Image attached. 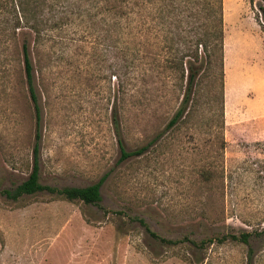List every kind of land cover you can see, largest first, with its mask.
I'll return each instance as SVG.
<instances>
[{"label":"rangeland","instance_id":"374dc122","mask_svg":"<svg viewBox=\"0 0 264 264\" xmlns=\"http://www.w3.org/2000/svg\"><path fill=\"white\" fill-rule=\"evenodd\" d=\"M44 1L42 15H56ZM192 2L171 30V50L167 34L153 25L160 18L151 8L143 13L144 26L137 29L131 13L122 31L102 2L95 8L84 3L88 12L68 15L37 46L31 38L41 109L40 182L84 187L111 173L97 205L46 193L17 201L0 196V264H264L260 1L222 0V50L209 57L196 45L201 16ZM188 68L200 71L189 121L167 128ZM35 134L22 63L13 47L0 49V189L27 178ZM159 134L143 155L118 162V139L131 151ZM140 221L177 241L252 236L249 246L230 240L203 249L187 242L171 246Z\"/></svg>","mask_w":264,"mask_h":264},{"label":"trees","instance_id":"16d2710c","mask_svg":"<svg viewBox=\"0 0 264 264\" xmlns=\"http://www.w3.org/2000/svg\"><path fill=\"white\" fill-rule=\"evenodd\" d=\"M49 1V10L52 12L57 11V14H52L50 18H47L42 15V6L45 4L44 0H0L1 54L10 47H13L17 59L22 63L25 84L33 105L36 127L32 149V164L27 178L13 188H1L0 196L7 200L17 201L24 196L46 193L67 202H81L85 205H97L102 200L101 187L111 171L105 173L96 183L84 187L58 188L40 182L39 157L41 134L39 128L41 123V109L34 84V68L31 60V48L29 46L30 40L32 38L34 44L37 46L46 36L47 32L58 27L59 23H62L68 15L76 14L82 16V14L88 12L89 10L83 7L84 3H90L92 4V8H95L98 3L102 2L105 5L104 12L106 11L108 14L113 12L120 19L119 23H117V27L123 29L122 31L128 29L125 25V21H128L127 19H129L131 13L135 15L134 20H136V28L139 29V25L141 27L144 26L143 13H148V10L151 8L154 14L160 18V21L157 23L155 22L153 25L167 34L165 37L166 44L168 50H171L174 44V32L171 30L174 26L177 27V22L180 25L181 20H178V17L185 13H189L193 9L192 5L194 4H192V0H100L99 2H97V0H72V3H70L71 0ZM179 1L182 2L179 3ZM252 1L253 0H250L251 3ZM259 1V14L264 19V0ZM195 6H197L198 13L201 16V23L198 27L201 33L196 40V45L197 47L201 45L204 55L209 57L210 51L216 49L222 50V0H196ZM134 8H136V12H134L135 10L133 11ZM148 14L150 15V12ZM258 15L256 18L257 20L259 17ZM187 17L190 18L191 16L187 15ZM188 24L190 27L191 21ZM260 25L264 31V25ZM199 73L200 71L198 70L193 71L191 68H188L183 98L178 109L170 119L167 128H177L189 121L192 88L196 76ZM113 127L115 135L119 137L121 135V125L117 115L113 118ZM160 137L161 135L159 134L147 145L131 151H127L123 146L122 140L118 139V147L120 150L118 162H124L130 158L143 155ZM222 140L223 139H221V142L224 144ZM203 176L209 179L211 178V172H204ZM140 223L154 239L161 243L173 246L178 243L187 242L196 249H203L206 245H210L213 242L222 244L226 240L249 246V239L252 236L249 233H241L239 235L231 234L217 238L216 240L208 238L201 240L199 243L191 241L186 236L180 241H177L161 238L151 232L143 221H140ZM251 252L249 248L248 258L251 256ZM247 264H249V262Z\"/></svg>","mask_w":264,"mask_h":264}]
</instances>
